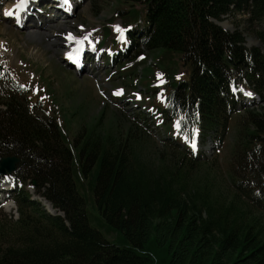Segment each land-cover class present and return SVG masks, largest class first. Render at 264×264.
I'll use <instances>...</instances> for the list:
<instances>
[{"label":"trees","instance_id":"16d2710c","mask_svg":"<svg viewBox=\"0 0 264 264\" xmlns=\"http://www.w3.org/2000/svg\"><path fill=\"white\" fill-rule=\"evenodd\" d=\"M112 1L126 4L107 8L123 25L133 20L130 6L136 4L141 7L134 13L144 10L151 24L142 45L122 63L131 65L129 75L152 58L145 73L154 94L165 97L144 102L157 115L164 110L159 125L166 135L187 136L182 114L172 108L175 99L186 113H199L201 139L222 135L221 146L230 145L228 161L221 167L217 156L194 159L171 145L175 154H155L145 145L148 130L130 120L117 135L83 129L71 144L56 118L31 106L22 90L6 91L0 98V156L20 157L15 178L22 184L34 179L36 194L63 217L46 213L18 188V218L0 223V264H264V0ZM104 4L90 0L93 14ZM232 9L262 23L252 30L259 46L244 45L245 28L223 30L210 20ZM172 56L180 57L186 74L171 75L164 84L176 63ZM230 84L237 91L255 89L260 101L235 109ZM196 168L210 183L219 170L226 188L181 180ZM88 203L99 215L94 224Z\"/></svg>","mask_w":264,"mask_h":264},{"label":"rangeland","instance_id":"374dc122","mask_svg":"<svg viewBox=\"0 0 264 264\" xmlns=\"http://www.w3.org/2000/svg\"><path fill=\"white\" fill-rule=\"evenodd\" d=\"M12 1L7 0L8 3ZM104 3L103 8L97 15L93 14V10L88 6L89 4L85 2L81 3L75 15L72 18H67L64 24L54 25L52 28H42L44 35L29 31L27 27H14L11 25L12 21L9 18L5 19L1 10L6 12L8 11L7 9H11L15 5L4 6V9L0 8V98L3 97L7 90L12 89V85H9V83L16 85L15 90L19 92L22 90L31 104H38L43 112L56 118L60 129L71 144L74 138H77L76 133H82L81 131L84 132V130L90 129L93 126H96L100 132H109L117 135L118 132L121 133L126 130L128 120L135 122V119H140V111L144 110V113L146 112L145 109L137 106L135 112L131 113V108H134V106H130L129 102L126 101L128 100L127 97L139 99L140 94L139 87H128L127 82L131 81L129 75L124 74V78H121L113 73L111 76L105 78L108 73H104L103 70L96 72L97 68H94V66H92L94 68V75H85L83 72L76 73L61 60L60 55L65 47L62 45L63 39L59 34L67 31H70L77 37L89 34L91 39L93 37L96 40L101 37L97 32L104 29H102L101 25H104L106 28L108 26L110 30H114L115 26H119V22H123L120 17H114L113 12L107 11V8L114 5L124 8L126 4L112 0H104ZM2 4L3 1L0 0V5ZM18 18L16 17L13 20H18ZM248 19L249 16L246 12L232 9L231 12L222 13L218 18H213V21H216V23L226 27L230 31L235 28H245L243 34L245 41L243 43L247 47H250L256 44L257 41L256 37L252 34V30L260 27L262 23L251 22ZM38 20L43 23L45 19L41 16ZM86 27L88 30L85 29ZM32 29L30 28V30ZM51 33L54 34L51 36ZM102 44L107 45L109 50L112 51L121 46V42L115 40L112 34H107ZM148 59H151L149 64H152V58L149 57ZM171 61L178 64L175 63L174 67L170 66L172 71L170 75L178 73L181 77H184L186 72L180 64V57L172 56ZM98 62L97 66L105 65L103 56ZM149 64L147 62V64L142 63L139 65L136 79L134 80L136 86L143 75V70ZM106 65L109 66V63L107 62ZM161 74V72H157V76ZM131 77L135 78V75L133 74ZM148 79L149 76H146L141 81H147ZM102 90L106 93L105 95H102L104 93ZM117 92L120 94L117 95ZM164 135H166L165 128L159 126L151 132L152 139L147 138V141L144 140V142H147L145 145H148L149 149L153 150L155 154L161 152L166 156L175 154L172 148L166 146L169 140H165ZM171 146L182 150L178 145L172 144ZM155 154L151 157H155ZM229 154L230 145L224 142L218 152L213 154L212 157L209 155V157L213 158L217 156L215 159L218 164L221 167H225ZM187 177H189L188 180L185 177L181 178V180L186 183L194 177L195 179H199L198 182L202 186L208 187L214 185L221 191L227 185L219 170H216L213 178H211L213 180L212 183L206 178L203 168L189 170ZM4 181L5 178L0 175V185ZM8 182L9 179H6L5 188L4 186H0V196L6 198L0 201V220L2 221L0 223H12L19 216L16 204L12 202V191L16 185L15 183L11 184V188L8 189L6 187ZM24 188L28 190L31 198L40 202L45 209L49 208L44 205V202L51 207L43 197L36 194L29 182L24 184ZM6 204H9L10 207H7ZM39 206L38 208L40 209L41 206ZM86 209L90 223L94 224L95 221L99 220V215L93 204L88 203Z\"/></svg>","mask_w":264,"mask_h":264},{"label":"snow or ice","instance_id":"6c2138e0","mask_svg":"<svg viewBox=\"0 0 264 264\" xmlns=\"http://www.w3.org/2000/svg\"><path fill=\"white\" fill-rule=\"evenodd\" d=\"M65 2H67V0H65ZM27 3H28V0H18V3L14 6V10L13 11H6L5 15H13V14H15L16 11L22 10L27 5ZM115 28H116V31L120 32L121 36H122L123 33H122V30L119 28V26H115ZM67 39L70 40V41L71 40H75L77 45H82L83 41L86 40L87 37H84L82 39H77V38L73 37L69 33ZM78 51H79V48H77V52ZM116 94L119 95L120 93L117 92ZM248 95H251V94L249 93ZM176 127L179 128V122H177ZM190 146L192 147L193 151L196 150L197 145H196L194 139L190 142Z\"/></svg>","mask_w":264,"mask_h":264},{"label":"water","instance_id":"95a60500","mask_svg":"<svg viewBox=\"0 0 264 264\" xmlns=\"http://www.w3.org/2000/svg\"><path fill=\"white\" fill-rule=\"evenodd\" d=\"M19 163L20 158L16 155L0 156V173H11ZM32 183L35 184V181L32 180ZM59 215H62V213H59Z\"/></svg>","mask_w":264,"mask_h":264},{"label":"bare ground","instance_id":"6f19581e","mask_svg":"<svg viewBox=\"0 0 264 264\" xmlns=\"http://www.w3.org/2000/svg\"><path fill=\"white\" fill-rule=\"evenodd\" d=\"M2 9H4V8H2ZM7 9V8H6ZM8 11H13L14 10V7H12L11 9H7ZM6 11V10H5ZM12 204V203H11ZM44 205L47 207L48 205L44 202ZM6 206L7 207H10V205L9 204H6ZM48 208V207H47ZM54 212H56V211H54Z\"/></svg>","mask_w":264,"mask_h":264}]
</instances>
